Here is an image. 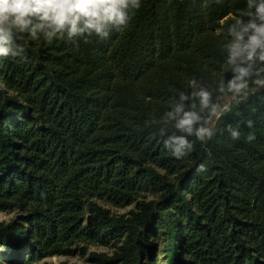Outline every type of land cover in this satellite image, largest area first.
I'll return each instance as SVG.
<instances>
[{"label":"trees","instance_id":"obj_1","mask_svg":"<svg viewBox=\"0 0 264 264\" xmlns=\"http://www.w3.org/2000/svg\"><path fill=\"white\" fill-rule=\"evenodd\" d=\"M248 11L247 0H141L107 38H22L24 59L0 57V211L15 213L0 222V264L90 245L113 250L89 264H264V85L253 83L264 71L243 94L226 90L228 29ZM180 93L214 135L188 136L177 159L165 114Z\"/></svg>","mask_w":264,"mask_h":264},{"label":"clouds","instance_id":"obj_2","mask_svg":"<svg viewBox=\"0 0 264 264\" xmlns=\"http://www.w3.org/2000/svg\"><path fill=\"white\" fill-rule=\"evenodd\" d=\"M141 0H0V57L24 59L25 48L18 40L29 39L32 42H43L52 45L56 41H70L75 37L96 36L107 38L114 26L127 22V9L140 7ZM249 19L237 18L229 27L232 37L226 45L228 60L232 65V78L227 81L226 90L241 95L249 87V79L259 76L264 69L254 72L257 61L264 64V0H247ZM67 33V36H65ZM253 83L264 85V80ZM192 96L198 100L201 110L211 109L216 114L217 105L212 103V94L206 88L196 89V82L190 81ZM220 92L225 91L221 83ZM180 103L165 114L166 121H171L179 135H171L164 140V147L177 159L183 158L193 145L188 136H195L200 141L211 139L214 131L207 127L200 112L193 104L186 110L185 101L188 95L180 93ZM230 109L220 112L223 115ZM251 128L253 121L248 120ZM233 140L240 138V131L228 126ZM249 141L255 139L249 134ZM206 171L201 163L196 172Z\"/></svg>","mask_w":264,"mask_h":264},{"label":"rangeland","instance_id":"obj_3","mask_svg":"<svg viewBox=\"0 0 264 264\" xmlns=\"http://www.w3.org/2000/svg\"><path fill=\"white\" fill-rule=\"evenodd\" d=\"M262 86V85H260ZM151 197V196H150ZM107 207L116 214H123L129 212L131 209L135 207V204H132L130 206L124 207V208H117L111 205H107ZM15 216V213H10L8 211H0V222H7L11 218ZM113 249L109 246H97V245H90L88 248V253L86 255H76V256H50L46 257L42 260L32 262L29 264H61V263H67V264H89L90 263V253L91 252H110Z\"/></svg>","mask_w":264,"mask_h":264}]
</instances>
